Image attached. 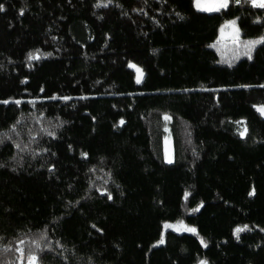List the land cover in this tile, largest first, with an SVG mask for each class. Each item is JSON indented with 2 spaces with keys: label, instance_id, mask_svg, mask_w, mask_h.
Here are the masks:
<instances>
[{
  "label": "trees",
  "instance_id": "obj_1",
  "mask_svg": "<svg viewBox=\"0 0 264 264\" xmlns=\"http://www.w3.org/2000/svg\"><path fill=\"white\" fill-rule=\"evenodd\" d=\"M0 5V264H264V43L233 66L209 48L235 19L264 37V8ZM165 222L198 233L155 246Z\"/></svg>",
  "mask_w": 264,
  "mask_h": 264
},
{
  "label": "rangeland",
  "instance_id": "obj_2",
  "mask_svg": "<svg viewBox=\"0 0 264 264\" xmlns=\"http://www.w3.org/2000/svg\"><path fill=\"white\" fill-rule=\"evenodd\" d=\"M201 7V5H200ZM231 21H235V25L234 26H231V27H225L226 25L229 24V22ZM231 21H228L227 23H225L222 27L223 29V33L220 32V35H219V38L217 39V41L215 43H212L210 45V49L214 50L218 56H219V64L221 65H226V66H233L235 65L236 63L240 62L241 60L243 59H248V60H251L252 57H253V54H254V51L255 49L260 46L261 44H257L253 49H252V52H251V58H249L247 55H244V53L247 51V48L245 47L246 43L248 41H257V40H260L261 38H264V37H261V38H257V39H253V40H245L243 39V36H242V32L238 26V23H237V20H231ZM221 29V30H222ZM236 29L239 30V40L238 42L234 43L233 42V38L236 36ZM131 65H135V64H131ZM138 67V66H136ZM135 72H136V69L131 67ZM140 68V67H138ZM141 69V68H140ZM143 77H144V72H143ZM136 80H137V72H136ZM260 108L259 106L257 107V109ZM259 113L261 114V112L259 111ZM263 117H264V114H261ZM180 222H165L163 224V233H162V237L161 239L155 244V246H160L164 243H160L161 240H165V234L166 232L168 231H172V232H175L179 235H182V234H189V235H196L198 233V230L196 227L192 226V225H189V224H186V223H183L184 225L190 227V228H195L197 231L196 233H192V232H188V231H184L182 228L179 229V230H174L173 228H168V229H165V225H179ZM25 264H28V260L25 261ZM201 264V262L199 263Z\"/></svg>",
  "mask_w": 264,
  "mask_h": 264
},
{
  "label": "snow or ice",
  "instance_id": "obj_3",
  "mask_svg": "<svg viewBox=\"0 0 264 264\" xmlns=\"http://www.w3.org/2000/svg\"><path fill=\"white\" fill-rule=\"evenodd\" d=\"M237 3L240 2V0H236ZM250 2L252 3V6L253 7H259V8H264V0H250ZM106 6V5H104ZM197 6L200 7V0H197ZM229 6V0H218V3L214 6H211V7H203L201 8V10L203 11H219L221 8H227ZM3 5H0V11H3ZM21 15H23V12L20 13ZM235 21H231L229 22L228 25H226L225 27H231V26H234L235 25ZM221 32L223 33V29L221 30ZM239 40V30L236 29V36L233 38V42L236 43L238 42ZM261 43H264V38H261L260 40H257V41H248L245 45V47L247 48V51L244 53V55H247L249 58H251V52H252V49L257 45V44H261ZM29 59L30 60H35V59H39V55H30L29 56ZM130 67H133L136 69V72H137V83H141L142 80H143V70L136 67V65H130ZM67 99V98H65ZM18 103V102H17ZM258 111L261 112V114H264V106L260 107L257 109ZM166 120H169L171 119V117H165ZM121 124L124 123V121H120ZM247 127L244 128V130L240 133L241 136H246L247 135ZM86 155V154H85ZM169 163H171V159L168 160ZM254 194V191L253 193ZM109 198H110V195H109ZM199 209H195L194 211H198ZM168 228H173L174 230H179V229H183L184 231H188V232H192V233H196V229L195 228H190L186 225L183 224V222H180L179 225H165V229H168ZM248 230L247 229V226L245 227H240V228H237L235 230V234L237 236V238H239V234L243 231H246ZM46 239V237H44ZM21 243H24V241H21ZM36 243V246L39 247V243L38 242H35ZM160 243H164L163 240L160 241ZM201 243L207 247V244L204 242L203 239H201ZM10 249H5V251H9ZM18 251L21 252V255L23 256V249L20 248V249H17ZM28 264H38V257L36 255H30L28 257ZM201 264H207V261H201Z\"/></svg>",
  "mask_w": 264,
  "mask_h": 264
},
{
  "label": "water",
  "instance_id": "obj_4",
  "mask_svg": "<svg viewBox=\"0 0 264 264\" xmlns=\"http://www.w3.org/2000/svg\"><path fill=\"white\" fill-rule=\"evenodd\" d=\"M206 1H208V0H205L204 2H201V3H200L201 8H203V7H211V6H213V4H214L217 0H211L212 2H211L210 5H206ZM212 3H213V4H212ZM166 155H167V157H168V160L171 159V161H172L171 163H168V164L173 165V164H174V162H173L174 146H173L172 143H169V144H168V146H167V148H166Z\"/></svg>",
  "mask_w": 264,
  "mask_h": 264
}]
</instances>
